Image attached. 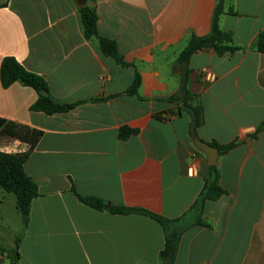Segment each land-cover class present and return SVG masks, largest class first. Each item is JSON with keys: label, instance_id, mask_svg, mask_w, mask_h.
I'll return each mask as SVG.
<instances>
[{"label": "crops", "instance_id": "1", "mask_svg": "<svg viewBox=\"0 0 264 264\" xmlns=\"http://www.w3.org/2000/svg\"><path fill=\"white\" fill-rule=\"evenodd\" d=\"M217 2L0 0V68L13 57L48 83L57 102L85 101L47 115L32 110L35 90L21 83L4 88L0 78V119L40 134L32 149L0 134V151L30 152L25 171L39 189L25 228L15 196L0 188V264H13L8 254L15 249L18 264H161L160 224L93 209L76 192L172 219L184 216L185 223L198 217L191 208L209 165L194 145L190 114L171 98L184 73L178 57L192 36L210 33ZM83 6L96 11L99 33L115 40L134 67L119 65L95 38H85ZM230 8L237 14H223L220 26L243 49L196 53L187 84L204 108L197 136L238 142L217 163L229 193L206 202L202 216L211 228L187 229L175 264H264V131L253 137L264 122V53L254 47L264 33V0H225ZM203 68L214 81L203 77ZM136 71L138 96L124 95ZM123 127L138 133L121 140Z\"/></svg>", "mask_w": 264, "mask_h": 264}, {"label": "trees", "instance_id": "2", "mask_svg": "<svg viewBox=\"0 0 264 264\" xmlns=\"http://www.w3.org/2000/svg\"><path fill=\"white\" fill-rule=\"evenodd\" d=\"M225 13L231 15L237 14L233 8H230L228 11L225 10V0H218L212 18L210 33L202 37L192 36L177 60L178 64L183 67L184 73L179 93L172 97L171 100L181 103V109L190 114L192 119L191 133L194 138L198 137L197 131L204 125L205 117L203 106L200 103H194L195 95L190 92L187 86L190 74L189 63L192 56L207 49H213L219 56L233 54L243 49L235 44L232 32L225 31L221 28L220 18ZM80 14L86 39L95 38L98 41L101 52L105 56L113 58L119 65L123 67H134L133 64L126 62L123 56H121L118 43L115 40L104 37L99 33L97 14L94 9L83 6L80 8ZM254 47L258 52L264 53V33L258 35ZM0 78L4 88L10 87L14 83H21L35 90L38 98L32 106V110L43 112L47 115L67 113L85 102L81 101L75 104H61L57 102L50 92L48 83L41 76L28 71L13 57L3 59L0 68ZM141 84V75L136 71L132 84L123 94L138 96ZM89 101H98V99H91ZM263 131L264 122L258 126L253 137L256 138ZM137 133V130L123 127L119 131V138L121 140H127ZM0 134L8 135L21 141H27L31 144V149L36 145L40 137V134L36 131H30L2 119H0ZM210 144L218 148L220 155L227 154L238 146L237 141L226 144L213 141ZM29 153L12 154L0 151V188L15 196L16 206L22 215L25 228L29 223L32 202L39 196L37 183L25 171V164ZM220 179L221 174L218 166H208V177L205 179L203 190L191 208V210L197 211L199 215L191 223H185L184 216L172 219L149 210L113 205L99 198L85 197L75 192L81 202L93 209L99 211L107 210L112 214L143 215L155 220L165 232V244L159 256L161 264H175L179 242L183 233L192 226L211 228V225L204 221L202 214L207 201H217L221 197L228 195L229 192L221 185ZM19 242L20 238L17 239V245ZM8 256L13 264H18L19 253L17 249L9 251Z\"/></svg>", "mask_w": 264, "mask_h": 264}, {"label": "water", "instance_id": "3", "mask_svg": "<svg viewBox=\"0 0 264 264\" xmlns=\"http://www.w3.org/2000/svg\"><path fill=\"white\" fill-rule=\"evenodd\" d=\"M249 138L251 139V137ZM193 142L194 145L206 155L209 166L217 165L220 155L217 147H214L210 143L201 140L199 137H195Z\"/></svg>", "mask_w": 264, "mask_h": 264}, {"label": "built area", "instance_id": "4", "mask_svg": "<svg viewBox=\"0 0 264 264\" xmlns=\"http://www.w3.org/2000/svg\"><path fill=\"white\" fill-rule=\"evenodd\" d=\"M201 74H202L203 77H204L206 80H208V81H214V79H215V76L213 75V73H211V72L209 71L208 68H203V69L201 70Z\"/></svg>", "mask_w": 264, "mask_h": 264}, {"label": "rangeland", "instance_id": "5", "mask_svg": "<svg viewBox=\"0 0 264 264\" xmlns=\"http://www.w3.org/2000/svg\"><path fill=\"white\" fill-rule=\"evenodd\" d=\"M11 196H13V195H11Z\"/></svg>", "mask_w": 264, "mask_h": 264}]
</instances>
